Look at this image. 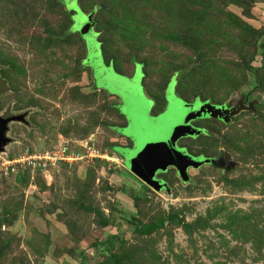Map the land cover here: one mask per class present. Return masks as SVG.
<instances>
[{
    "label": "rangeland",
    "instance_id": "rangeland-1",
    "mask_svg": "<svg viewBox=\"0 0 264 264\" xmlns=\"http://www.w3.org/2000/svg\"><path fill=\"white\" fill-rule=\"evenodd\" d=\"M0 79L23 116L0 264H264V0H0ZM179 99L236 112L191 121L177 143L210 162L149 188L148 119Z\"/></svg>",
    "mask_w": 264,
    "mask_h": 264
},
{
    "label": "water",
    "instance_id": "water-1",
    "mask_svg": "<svg viewBox=\"0 0 264 264\" xmlns=\"http://www.w3.org/2000/svg\"><path fill=\"white\" fill-rule=\"evenodd\" d=\"M90 19L91 16H89V21ZM90 27L89 23H84L82 25L83 33H87ZM7 90L8 87L5 81L0 79V94ZM179 100L178 104L173 103L161 114L148 119L147 128L151 133L147 136L149 156L147 150H143L141 159L144 161L145 167L142 166L143 170H133L137 177L140 179L145 177L148 183L143 181L157 190L163 186L157 179L152 177L157 169L166 170L168 166H174L180 177L183 180H187L188 167H199L204 163L210 162V159L205 157L195 159L183 148L177 146V141L181 137L201 132L199 128L190 123L192 120L201 117L202 114H206L208 117L220 118L227 122L230 116L236 112V110L230 112L226 107H217L206 102L201 103L195 111L189 103L182 99ZM12 120H23V116L9 113L0 115V150H3V146L9 141L6 132L8 131V123ZM149 171H153L152 176Z\"/></svg>",
    "mask_w": 264,
    "mask_h": 264
},
{
    "label": "crops",
    "instance_id": "crops-1",
    "mask_svg": "<svg viewBox=\"0 0 264 264\" xmlns=\"http://www.w3.org/2000/svg\"><path fill=\"white\" fill-rule=\"evenodd\" d=\"M90 72H92V78H93V73H94V71L92 70V68H90ZM132 75V73L130 74V76ZM116 93H114V94H110V97L113 99V100H115V103L116 104H123V101H122V99L116 94ZM123 117H124V123H122V124H118V125H116V126H118L119 128H121L120 129V131H115V134H116V136L120 139H122V138H125V141L127 142V141H129V145H125L126 147L127 146H130L131 147V145L133 144V141L131 140V138H129L128 136H126L124 133H122L123 132V129H125V128H127L128 126H129V123H128V120L126 119V117L124 116V115H122ZM120 146H121V144H120ZM124 161H125V158H124ZM133 175H135L134 173H132ZM136 176V175H135ZM137 177V176H136ZM138 179H140L139 177H137ZM140 181H142L144 184H145V182L142 180V179H140Z\"/></svg>",
    "mask_w": 264,
    "mask_h": 264
},
{
    "label": "flooded vegetation",
    "instance_id": "flooded-vegetation-1",
    "mask_svg": "<svg viewBox=\"0 0 264 264\" xmlns=\"http://www.w3.org/2000/svg\"><path fill=\"white\" fill-rule=\"evenodd\" d=\"M168 103V102H167ZM201 103H203V102H199V101H194L192 104L190 103V105L192 106V108H193V110H197L198 108H199V106H200V104ZM202 118L203 119H205L206 118V114L204 115V114H202L201 115V117H197V118H195L194 120H192V121H195V120H198V119H201L202 120ZM128 123H129V120H128ZM199 128H201V127H199ZM132 140V139H131ZM133 141V140H132ZM179 141V140H178ZM177 141V142H178ZM134 144H135V142L133 141V144L131 145V147L133 146L134 147ZM177 146H179L178 145V143H177ZM179 147H181V148H183L186 152H188V150L186 149V147H183V146H179ZM189 153V152H188ZM193 158H195V159H200L201 157H197L196 155H191ZM170 166H168L167 168H166V170H160V169H157L156 171H155V173H154V175L152 176L154 179H157L158 181H159V183L160 184H162L163 186L160 188V189H163L164 187H166V183H165V180H163V179H159V178H156L157 177V173H165L167 170H168V168H169ZM172 167H174V166H172ZM143 170V169H142ZM156 176V177H155ZM146 184V183H145ZM149 188H153L152 186H150V185H148V184H146Z\"/></svg>",
    "mask_w": 264,
    "mask_h": 264
},
{
    "label": "snow or ice",
    "instance_id": "snow-or-ice-1",
    "mask_svg": "<svg viewBox=\"0 0 264 264\" xmlns=\"http://www.w3.org/2000/svg\"><path fill=\"white\" fill-rule=\"evenodd\" d=\"M71 6H73V7H74V6H75V5H74V3H73Z\"/></svg>",
    "mask_w": 264,
    "mask_h": 264
}]
</instances>
